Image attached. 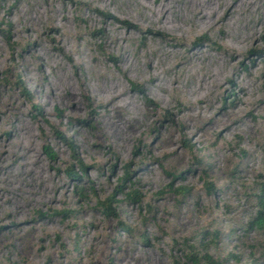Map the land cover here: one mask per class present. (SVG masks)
I'll list each match as a JSON object with an SVG mask.
<instances>
[{"label": "rangeland", "instance_id": "rangeland-1", "mask_svg": "<svg viewBox=\"0 0 264 264\" xmlns=\"http://www.w3.org/2000/svg\"><path fill=\"white\" fill-rule=\"evenodd\" d=\"M130 5L0 0V264H264V2L183 29Z\"/></svg>", "mask_w": 264, "mask_h": 264}, {"label": "bare ground", "instance_id": "bare-ground-1", "mask_svg": "<svg viewBox=\"0 0 264 264\" xmlns=\"http://www.w3.org/2000/svg\"><path fill=\"white\" fill-rule=\"evenodd\" d=\"M108 1V0H107ZM119 1H123V0H119ZM127 3L131 4L130 6H134V7H141L142 11L141 14H139V18L141 19V22L143 21L144 24H148L149 27L151 25H156V27H160L162 24L167 23L168 20H170L172 22V26H170L171 29H183V27L185 25H188L187 23H194L195 20L199 17H201L202 15H205V17L201 18V21L203 20V22L207 25L210 26L215 23L218 22V25L225 23L224 17L228 16V20L229 21H242V20H250L251 14L250 11L249 13L246 14V18H244L242 11H246V9H249V5L251 3V0H229L228 2L223 0H215L216 4L215 5H211L210 3H213L214 1L210 2V0H161L160 3H156L155 4V0H144V1H148V4L146 2H143L142 0H124ZM151 1V5L150 2ZM236 1L237 3L234 4ZM256 1V0H253ZM116 2V0H115ZM261 2L263 3L264 0H261ZM121 3V2H120ZM257 3V2H255ZM254 3V4H255ZM118 4V3H117ZM214 4V3H213ZM238 4V5H237ZM111 5V4H110ZM116 5V3H115ZM180 5V6H177ZM208 5V6H207ZM252 5V4H251ZM255 6V5H254ZM264 6V5H263ZM114 7V4H113ZM120 6L118 7H114L115 10H117L118 12L121 13H129L128 9H123V10H119ZM129 7V6H127ZM119 8V9H118ZM124 8V7H123ZM165 8H168L167 14L164 17V10ZM255 8V7H254ZM251 10V9H249ZM198 12H200V14H198ZM56 8H53L50 6H48L45 10H44V16L45 18H47L48 20H53L55 19L58 15H56ZM132 13V12H131ZM253 13H256V9L254 10ZM35 19L38 20V17L42 18V15H40V11L38 10L37 13L35 12ZM64 12L62 13V16ZM257 14V13H256ZM121 15V14H120ZM141 15V16H140ZM201 15V16H200ZM245 15V13H244ZM174 16V17H171ZM199 16V17H198ZM176 17V18H175ZM212 17V18H211ZM171 18H175V19H171ZM111 19L113 20L114 18L111 17ZM264 19V18H263ZM40 20V19H39ZM227 20V19H226ZM121 21V19L119 20ZM140 21V20H139ZM228 21V22H229ZM257 21V20H256ZM66 22V21H65ZM227 22V21H226ZM235 22V23H236ZM122 23V21L120 22ZM197 23V22H196ZM231 23V22H230ZM229 23V24H230ZM247 24V23H246ZM249 24V23H248ZM110 25V23H109ZM113 25V24H112ZM205 26V25H203ZM235 27V26H234ZM115 29V28H114ZM129 34V33H128ZM235 36V35H234ZM241 38V37H240ZM242 39V38H241ZM117 47H120L118 42H117ZM166 49V48H165ZM172 52V51H171ZM197 54V53H196ZM167 55V54H166ZM51 56V55H50ZM171 56V55H170ZM202 55H195L194 53H190L189 57L193 60L200 57ZM205 56V55H204ZM169 57V56H168ZM206 57V56H205ZM158 59V58H157ZM189 59V58H188ZM202 59H199V61ZM198 61V60H197ZM203 61V60H202ZM185 62V61H184ZM196 62V61H195ZM182 66V65H181ZM202 66V62L200 63V67ZM227 67V66H226ZM153 68V67H152ZM222 68V66H221ZM148 69V68H147ZM192 71V70H191ZM156 72V71H155ZM222 72V71H221ZM218 75V74H216ZM215 75V76H216ZM224 75H227L226 72L224 73ZM223 75V76H224ZM222 76V78H224ZM149 78V77H148ZM220 78L221 76L218 77H212L210 78V75L207 79H202V82L199 83L200 81H198L196 83L197 87L203 86L206 87V89H204L205 91L201 93L200 96L198 95H194V96H198L196 97V101H201L202 99H205L206 96L209 94L210 90H211V86L214 88H219L222 84H220ZM158 81V80H157ZM241 82V81H240ZM84 83V82H83ZM239 83L237 81H235L233 83V87L237 88L239 85ZM67 87V85H65ZM82 86V85H81ZM239 89V88H238ZM64 90V89H63ZM70 90V89H69ZM62 91V89L60 90ZM201 91V90H199ZM241 91V90H240ZM54 94V92H53ZM114 92H109L108 95V99H112ZM193 96V97H194ZM69 97V96H68ZM199 99V100H198ZM239 104H241V101H239ZM241 113V112H240ZM203 115V114H202ZM231 115V114H230ZM233 116V115H232ZM235 116V115H234ZM235 120V118H234ZM235 124V123H234ZM235 127V126H234ZM237 127V126H236ZM240 127V126H239ZM247 128V127H246ZM235 129V128H234ZM233 131V130H232ZM139 263V262H138ZM155 263V262H154Z\"/></svg>", "mask_w": 264, "mask_h": 264}, {"label": "trees", "instance_id": "trees-1", "mask_svg": "<svg viewBox=\"0 0 264 264\" xmlns=\"http://www.w3.org/2000/svg\"><path fill=\"white\" fill-rule=\"evenodd\" d=\"M5 39H7L8 37L5 36ZM19 80H17V84ZM21 84V83H20ZM22 92L23 94L27 95V91L25 90V88H22ZM66 142V145L71 148V142L69 140H64ZM46 154L48 156H51V153L50 151H48L46 149ZM79 167H80V170L85 173V169L86 167L79 162ZM71 169H66L64 170V173L70 177H74V175H72L71 173ZM127 172L125 173L124 177L120 179L121 182H123L127 176ZM122 189H123V185L121 184L119 186V189L118 191L116 192H122ZM180 192H186V188L184 187H181L180 188ZM124 197H125V200L129 201V202H132V201H136L138 200L137 199V193L135 191H128L127 193L124 194ZM113 198L114 196H110L108 198H106L104 201L102 202H99L98 203V206L99 208L105 212V213H112L113 212V208H112V202H113ZM250 227L251 228H255V229H258V230H263L264 229V202L263 201H259V208H258V211H257V214L255 215V217L250 221ZM214 235V234H213ZM209 245L206 244L203 246V248H207ZM189 249H193V248H189ZM187 258L194 264H220L218 260H215L212 256L208 255V254H201V255H195V254H191L190 251L187 252Z\"/></svg>", "mask_w": 264, "mask_h": 264}]
</instances>
